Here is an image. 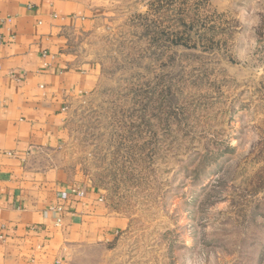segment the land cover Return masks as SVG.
<instances>
[{"label":"rangeland","instance_id":"374dc122","mask_svg":"<svg viewBox=\"0 0 264 264\" xmlns=\"http://www.w3.org/2000/svg\"><path fill=\"white\" fill-rule=\"evenodd\" d=\"M99 8L57 157L125 219L100 264H264V0Z\"/></svg>","mask_w":264,"mask_h":264},{"label":"crops","instance_id":"0c3cea01","mask_svg":"<svg viewBox=\"0 0 264 264\" xmlns=\"http://www.w3.org/2000/svg\"><path fill=\"white\" fill-rule=\"evenodd\" d=\"M104 3L0 0V264H100L126 223L93 188L69 193L57 157L72 102L98 85L77 44Z\"/></svg>","mask_w":264,"mask_h":264},{"label":"trees","instance_id":"16d2710c","mask_svg":"<svg viewBox=\"0 0 264 264\" xmlns=\"http://www.w3.org/2000/svg\"><path fill=\"white\" fill-rule=\"evenodd\" d=\"M210 27H214V26H210ZM187 30H185L183 28V30H180V32H176L175 33V40H173L174 44H182V45H185V46H188V43H187V40H190L193 42L192 45H195V40H192V38H190V36H183V32H186ZM178 33H180V35H178ZM216 35V32L212 33L211 35L208 36V41H212L213 37ZM202 36V35H200ZM184 37H187V38H184Z\"/></svg>","mask_w":264,"mask_h":264},{"label":"built area","instance_id":"2783aa9c","mask_svg":"<svg viewBox=\"0 0 264 264\" xmlns=\"http://www.w3.org/2000/svg\"><path fill=\"white\" fill-rule=\"evenodd\" d=\"M1 43H2V40L0 39V45H1ZM69 193L76 194L78 196H82L83 195L82 190H80L79 188H75V187H71ZM67 195H68L67 192H64V193L61 194L62 198H66ZM58 222H60V220H58ZM0 238H2L1 234H0Z\"/></svg>","mask_w":264,"mask_h":264}]
</instances>
